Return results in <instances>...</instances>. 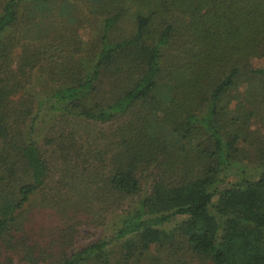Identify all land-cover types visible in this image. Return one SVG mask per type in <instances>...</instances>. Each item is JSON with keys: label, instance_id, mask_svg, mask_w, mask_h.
I'll list each match as a JSON object with an SVG mask.
<instances>
[{"label": "trees", "instance_id": "1", "mask_svg": "<svg viewBox=\"0 0 264 264\" xmlns=\"http://www.w3.org/2000/svg\"><path fill=\"white\" fill-rule=\"evenodd\" d=\"M50 1L0 0V143L16 135L13 116L29 114L16 98L44 60L49 67L40 71L58 86L36 98L38 111L114 125L96 151L108 158L106 189L138 196L142 179H153L151 195L126 211L109 237L56 264H130L150 246H175L179 238L202 261L264 264V69L251 64L264 58V0H88L104 28L86 59H76L86 51L77 36L70 48L58 31L15 69L10 34L20 11L28 7L37 20ZM124 17L136 31L112 42ZM233 97L240 99L228 109ZM61 137L74 141L75 133ZM239 142L257 147L258 178L227 180L238 170ZM17 149L30 179L18 181L16 197L0 189V228L19 216L49 173L35 142ZM64 181L72 190L92 183ZM65 236L52 248L61 250ZM114 252L122 256L116 262Z\"/></svg>", "mask_w": 264, "mask_h": 264}, {"label": "rangeland", "instance_id": "2", "mask_svg": "<svg viewBox=\"0 0 264 264\" xmlns=\"http://www.w3.org/2000/svg\"><path fill=\"white\" fill-rule=\"evenodd\" d=\"M38 16L37 20L32 19L28 7L21 10L19 23L11 31L10 35L16 41L13 49L15 69L20 59L32 52L37 43L40 46L53 34L57 37L58 31L66 35V41L71 43L70 48L75 49L73 41L77 36V41L86 51H80L81 55L76 59H86L88 49L97 46L104 28V18L91 13L88 0H52ZM135 31L133 19L124 17L111 34V40L119 42L130 38ZM251 64L254 68L264 69V58L253 60ZM39 67L46 70L49 65L42 60ZM40 68L26 77L27 85L16 98V105L29 114L26 118L22 117L23 114L13 116L11 121L15 122L16 135L0 143L2 196L16 197L18 181L30 179L23 174L24 161L17 149L22 144H37L48 162L49 173L45 185L31 195L19 211V216L16 214L14 221L0 228V264H56L65 254L109 237L113 225L119 222L125 212L135 209L152 192L153 179L149 174V178L146 176L142 179V192L138 196L123 197L106 189L104 183L109 171L108 158L106 156L102 160L97 157L96 151L106 144L100 135L108 134L114 125L61 117L47 110L38 111L36 98H42L58 86L49 83ZM235 93L234 96H237ZM239 97H233L228 109L235 107ZM21 132L23 134L20 136ZM68 133H75L74 141L61 137ZM47 140L51 142L47 143ZM236 147L239 171L234 170L227 180H236L234 175L238 174L244 178H258L263 167L259 162L257 147L241 142ZM11 170L16 171L14 177L10 176ZM64 179H92V183L80 184L72 190V186L65 183ZM80 190L83 191L78 195ZM70 230L73 234H68ZM62 232L65 242L61 251L52 246L58 243ZM72 236H76L74 241ZM183 240L177 239L175 246H150L141 259L130 264H213L202 261ZM31 246L36 247V252ZM114 253L111 260L116 262L122 256L119 258L118 253Z\"/></svg>", "mask_w": 264, "mask_h": 264}]
</instances>
